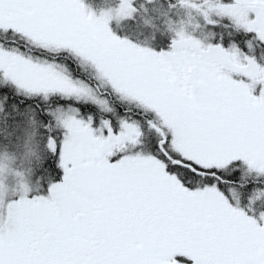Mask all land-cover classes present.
<instances>
[{
    "label": "snow or ice",
    "instance_id": "snow-or-ice-1",
    "mask_svg": "<svg viewBox=\"0 0 264 264\" xmlns=\"http://www.w3.org/2000/svg\"><path fill=\"white\" fill-rule=\"evenodd\" d=\"M0 264H264V0H0Z\"/></svg>",
    "mask_w": 264,
    "mask_h": 264
},
{
    "label": "rangeland",
    "instance_id": "rangeland-1",
    "mask_svg": "<svg viewBox=\"0 0 264 264\" xmlns=\"http://www.w3.org/2000/svg\"><path fill=\"white\" fill-rule=\"evenodd\" d=\"M116 2L117 0H86V3L89 6V9L90 10L94 9L98 13L104 9H109V8L114 7ZM118 27L120 31L125 30L128 32H133V34L140 40L150 38V35L145 34V32L139 27H137L135 30L130 29L128 23H125L123 25L118 24ZM120 35H123V34H120ZM11 182L12 181H10V183Z\"/></svg>",
    "mask_w": 264,
    "mask_h": 264
},
{
    "label": "trees",
    "instance_id": "trees-1",
    "mask_svg": "<svg viewBox=\"0 0 264 264\" xmlns=\"http://www.w3.org/2000/svg\"><path fill=\"white\" fill-rule=\"evenodd\" d=\"M114 29H116L117 33L118 34H123V35H127L129 36L131 39L135 40L136 42L138 43H141V44H149L151 43V38L149 39H144V40H140L138 39L134 34L133 32H128V31H125V30H119V27H118V24H114L113 25Z\"/></svg>",
    "mask_w": 264,
    "mask_h": 264
}]
</instances>
